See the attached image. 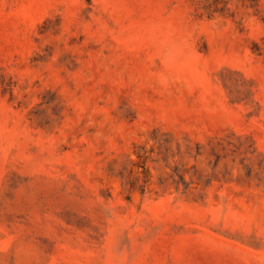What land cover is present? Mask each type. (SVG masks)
I'll use <instances>...</instances> for the list:
<instances>
[{
  "label": "rangeland",
  "instance_id": "obj_1",
  "mask_svg": "<svg viewBox=\"0 0 264 264\" xmlns=\"http://www.w3.org/2000/svg\"><path fill=\"white\" fill-rule=\"evenodd\" d=\"M0 264H264V0H0Z\"/></svg>",
  "mask_w": 264,
  "mask_h": 264
}]
</instances>
